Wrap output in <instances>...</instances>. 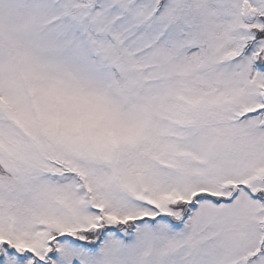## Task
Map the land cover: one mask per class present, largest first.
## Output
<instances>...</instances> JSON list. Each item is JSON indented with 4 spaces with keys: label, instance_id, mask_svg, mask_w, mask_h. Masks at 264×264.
<instances>
[{
    "label": "snow or ice",
    "instance_id": "1",
    "mask_svg": "<svg viewBox=\"0 0 264 264\" xmlns=\"http://www.w3.org/2000/svg\"><path fill=\"white\" fill-rule=\"evenodd\" d=\"M0 264H264V0H0Z\"/></svg>",
    "mask_w": 264,
    "mask_h": 264
}]
</instances>
